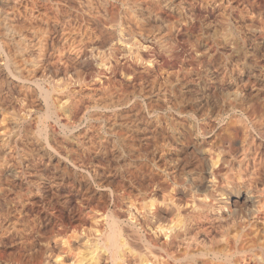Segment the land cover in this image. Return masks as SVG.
Returning a JSON list of instances; mask_svg holds the SVG:
<instances>
[{"label":"rangeland","instance_id":"rangeland-1","mask_svg":"<svg viewBox=\"0 0 264 264\" xmlns=\"http://www.w3.org/2000/svg\"><path fill=\"white\" fill-rule=\"evenodd\" d=\"M16 1H20L22 4L20 6L19 2V4L15 2L14 4H17L18 7L17 5H14L17 8H15L13 5L11 6L14 10L18 9V12H21H19L20 14H17V12L15 13V20L19 18L16 20L17 22H20L19 20L22 21L29 13H32V11L33 13L37 10H41V12L44 11L46 12L44 14L49 16H47L49 20L48 32L50 35H52L50 36L48 34L46 49L43 56V66L46 64L44 66V70L47 68L46 70L49 71L45 70L43 73L44 77L40 76L36 78V82H33L35 80L29 82V86L31 87H28L30 95L28 94L29 96L27 99L25 97L19 96L16 91H14V89H11L13 86L9 82L10 75H8L10 68L7 64H4L5 57V63H7L8 55L5 53L7 50L6 47L0 43V46L3 45L1 46V48H3L2 50L5 51L3 53L0 49V53L2 52V55L0 54V155L2 156L1 158L4 159L3 162L5 163L1 165L4 167L0 168V264H147L148 261V264H158L160 262H165V264H184L185 260H189L188 262L186 261L185 264H202V262L203 264H206L210 262V259L212 264H216V260L212 259L210 255L203 254V256L200 254L198 252V248V250L195 248V253H193L192 256L184 255L182 250H177L176 248H171L170 250H172V252L169 251L168 254L166 251H164V249L158 250L157 252L155 249L158 248V243V246L164 243L162 248H165V245L166 248L171 246V243L174 242L173 235L176 231L170 232V230H166L165 228L166 231L161 229L163 232H158V223L157 225L155 223L156 220L158 222L160 217V221L163 218L162 216L164 215H160L163 214V208H169L173 205V208L177 210L176 207L180 204V207L178 206L179 214H177L179 217L181 216L183 218L185 213V218L188 217L187 215L190 217L192 214V203L189 201L193 200V198L190 197L191 195L194 198H200L198 196L202 195L201 198L204 199V194L205 196H208L210 192H212L218 196H221V194L223 196L224 193H221L220 190H215L214 193L208 188L206 189L205 185L203 184L204 181L202 180L206 179L207 174L211 176L214 175V177H216L215 174L218 172L216 174L218 178L219 176L221 177L227 173L223 168V160H225L224 158L228 157L226 154L229 153L228 155H230L231 151L235 148H238L240 145L239 143L242 141L248 142L249 140V142L252 143H255L256 141L258 143L264 141V137L262 136L260 129L257 126L253 127L255 118H258L256 121H261V118L264 117H262V115H264V57H262L261 54H257L258 56L256 55V58L254 56L253 58L247 55L248 47L246 46L245 41L243 42L245 43L246 48L245 46L243 47L244 43H242V38L245 40V37L242 35L243 31L241 30L245 25L244 23H246L248 26H251L256 30L261 31V33H264V0H222L219 2L217 0L219 4L223 5L225 3V7H220L222 5H219L216 0H178L179 2L176 0L175 4L182 6L181 14L183 13V15L181 16L183 18L180 16L181 19L180 17H177L176 13V16H174V10L168 8L167 5L163 3L160 4V2H154L151 5L155 8L153 7L152 10V7H150L149 11L152 10V14L155 12L153 16L157 15V17L155 16L157 19L153 20L154 22L150 21L147 27L150 28L149 30L146 28V30L141 31L143 34L141 32H138L141 34L132 32L134 35L123 30L126 26L123 24L124 22L121 20V18H118V20L113 23L114 25L110 24L112 26H107L109 23H105L100 18L102 15H105L103 14L105 12H108L107 14H109L110 10H108V8L110 9L118 5V0H105L106 3L103 2L104 0H89L93 7V12L80 7V3L84 0L81 2L80 0H77V4H75L76 0ZM113 2H115V5L112 6ZM155 3H159L157 4L159 6H156ZM184 3H187L188 5L186 4V6ZM226 3H229L230 6H228ZM94 5L96 6L94 7ZM191 7L192 9H189ZM226 7L229 8V10ZM23 8H26V10ZM183 8L185 9L183 10ZM221 10L223 12H221ZM192 11L193 14L191 13ZM226 11L228 12L226 13ZM97 12H100V16ZM220 12L225 13L223 15ZM233 12L234 14H232ZM22 13L23 15H21ZM228 13H231L232 15ZM16 14L19 15V17ZM226 14L228 18L225 16ZM24 15L26 16L23 17ZM94 15H96L98 18H96ZM238 15L239 17H237ZM245 15H247V17ZM186 17L188 18L186 19ZM184 18L186 20H184ZM226 18L230 21V24H228L229 28H233L232 31L230 30V33H232V37L235 38L233 39V45L235 43L234 48L235 46H238L235 48L236 51L233 50L234 53L232 52L230 54H226V52L224 53V51L218 47L219 45L214 44V49L212 47L211 51H207L209 54L207 52L205 53L204 50L199 48V44H197V42L199 43L198 40L200 38H205V33L203 31L205 26L207 24H211L212 22L214 24V22L217 21H224L227 23L228 20ZM180 20L181 23H179ZM182 20H184V22ZM156 21H158V23L163 21L171 25L170 31L166 34L168 35L169 33V35H165L166 38H164V41L162 40L159 43L158 41H155L153 38H151L152 36L149 33L153 26L152 24H155L152 30L157 29ZM185 21H188L189 23ZM239 21H241V23ZM120 23H122V25L125 27L120 25ZM177 23L179 25H177ZM185 23H188L189 26L185 25ZM203 23H205V25H203ZM176 26L181 27L183 30L176 28ZM238 28L240 29V32ZM199 30L201 31L199 32ZM67 31H73L71 32L72 36L77 40L73 38L71 40H74L75 42H72L71 40L70 42H65L62 40L63 35H66V33L71 34ZM61 32L64 34L62 35ZM201 32L203 33V36ZM145 33L149 35L146 37ZM197 34H199V36ZM59 35L62 37H58ZM132 35L133 38H131ZM155 43H157L159 46L155 45ZM156 46H158V49H156ZM160 46L162 47L159 49ZM163 46L165 47V50ZM217 47L219 49H217ZM153 50L155 52H153ZM160 51L161 53H159ZM131 52H133L134 56L133 54H130ZM240 66L243 68H239ZM237 69L242 70L238 72ZM205 71L207 76L204 73ZM208 77L210 82H208ZM148 80V86H150V84L151 86H157L158 84L166 85L168 82L169 84L173 85H177V83H179L181 86L178 88L182 90L179 91V89H177L176 92L178 91L179 93H175L174 98L177 96L175 98L176 102L178 101L179 103V101H182V105L180 103L178 105V103L174 102V104L171 105L172 107L170 106L171 108L168 107L169 110L159 109L162 111L158 112V114H156V112L159 110L158 108H155V110L149 112L147 115L148 117H146V112H148L149 109H147V107H149V104L150 106L157 105V102L154 101L155 98L152 99L149 97V99L146 94L144 96V93L141 90V93L139 94V88L143 87V90L146 88L148 89L146 83ZM184 83L185 85H183ZM189 85H192L191 87L194 91L191 89V87H189ZM32 86L34 90L31 89ZM46 89L49 91L48 93H50V95L47 93ZM200 90L203 92L200 93ZM106 91L109 93V95ZM130 91L132 94L133 92H136L135 95L138 98L137 100L140 99L139 103L141 102V104H143L141 105L143 106L142 108H145L143 111H138V109L136 110V107H134L132 102H128L129 104L126 102L125 98L127 96L125 97V95L127 93H129L127 94L128 96L131 95ZM30 97L31 99L36 97V99H32V101H30ZM118 97H120L119 100L117 99ZM101 98H106L105 101L109 98L113 99H109L110 104L106 101L105 106L103 105L104 107H97L95 102L100 103L102 100ZM178 98L181 99L179 100ZM121 100H123V102ZM223 100L226 102V106L224 105ZM230 100L237 102L235 104ZM114 101L116 103H114ZM143 101L145 103H143ZM240 101L241 103H239ZM246 101L248 103H246ZM47 102L50 103V107L48 106V108L46 107ZM124 102H126L127 105ZM249 102H254V105ZM32 103H34V105ZM232 103H234L235 106ZM144 104L148 105L145 106ZM227 104H232L234 106V108L231 106V109L234 112L232 110L226 111L225 108L228 106ZM31 105H33V107ZM106 105L110 108L112 107L111 109H118V113L115 116H111V110L106 108ZM255 105L261 107H256ZM90 106H93V108L91 107L90 109ZM121 106H124L125 109ZM119 107L121 108L119 109ZM221 107H223L224 110ZM248 107H251V112L247 109ZM257 108L261 109L256 111ZM48 109L50 110L48 111ZM216 109H219L218 112ZM174 110L177 115H175L176 113ZM220 110H222L223 114L220 112ZM252 110L256 113L259 111V113L256 114ZM92 111H94V113ZM95 111H97V113ZM50 112L54 115L50 114ZM48 113L50 114L49 117L47 116ZM150 113H155V116L153 114L151 115ZM138 114H142L141 116L143 117L139 116ZM220 114H222V116ZM231 115H233V117ZM244 115L246 117H244ZM45 116H47V120H44ZM121 116L123 117L122 119H120ZM135 116L136 119H134ZM237 116L239 119H242L239 120ZM106 117L108 118V121L106 120ZM52 118H55L54 120L56 121H53ZM88 118L89 120H87ZM115 118L119 120L117 121ZM155 118L160 122L154 120ZM234 118L238 119V123H236L237 121ZM248 118L253 122H249ZM113 119L117 123L114 122ZM231 119L233 120V123H230L232 121ZM124 120L128 121L125 122ZM146 120L150 124L147 123ZM242 120H245V123L249 122L246 123L247 126L244 122H240ZM234 121L236 122L234 123ZM262 121L264 122V120ZM81 122L83 123L80 124ZM90 122L92 123L90 124ZM226 122L229 124L228 127L227 124H225ZM235 124L242 125V127H248L247 129L250 130H247L246 133V128H242L245 130L243 131L245 136H243V134H240L242 133V129L241 132H239L240 129L236 132V129L238 128L233 126ZM44 125H47V128H45ZM64 125L67 126L66 129H64V127H66ZM71 126H75L74 129H70L72 128ZM230 126H232L231 129ZM120 128H122V130H120ZM126 128L127 130H125ZM228 128L234 134L232 132L230 134L229 132L227 133L226 129ZM257 128L259 130H257ZM117 130L119 131L117 132ZM123 130H125L127 133H125ZM251 130L252 133H250ZM258 131L260 133H257ZM222 132L226 134L224 135ZM250 134L254 136L252 137ZM219 135L223 140L219 138ZM250 136L254 138V140ZM122 137H124V139ZM227 137V140L231 141H227L228 143L226 144ZM233 139L236 141H233ZM251 139L253 141H251ZM221 143L223 145L225 143L226 148L223 147ZM221 146L222 150L220 149ZM42 147L46 148L43 149ZM229 147H231V149ZM223 150L225 151L221 152L220 154V151ZM120 153L122 154L119 155ZM248 163H250L248 164L249 167L246 165V167L249 169L248 171H246L247 169L245 168V165L244 167L242 165L240 169L243 167V170L241 169L240 171H237L239 170L238 168L233 170L234 172L232 171L233 173L236 171V173H241L233 175L232 172H229V175L232 174L230 179L237 181L238 177H240L239 180L241 181L243 178L244 180L248 178V182H251L252 179L263 177V162H261V170H258L259 174L257 170L255 171V166L252 159H249ZM207 168L208 170H206ZM75 170L77 171L75 172ZM242 171L244 173H242ZM254 171L255 173L257 172V175L254 173ZM250 172H253V174H251L254 176V178L253 176H250ZM179 174H182L183 176ZM194 174L196 178L193 177ZM239 174H241V176ZM181 177L185 179V181L182 180ZM192 178L193 180H191ZM187 179L190 181H187ZM195 181L198 182L197 186ZM189 186L193 188V191L191 188H188ZM184 188L191 189L192 194L189 190V196L188 194L185 196L181 192V190ZM217 191L220 192L218 193ZM206 192H209V194L206 195ZM212 193L210 194L211 196L213 195ZM197 194L199 195L196 196ZM134 208L136 210L137 208L141 209L136 211ZM128 211H132L134 213L133 216H131L132 212L129 213ZM138 212L145 213V217L144 215L141 216V213L140 215L137 214ZM182 212L183 214L180 215ZM152 213L155 214L153 215ZM134 215L135 217L137 216L135 219L136 221L140 218L143 220L140 219L141 221L138 220L139 222L137 221L135 223ZM177 215L170 217V225H166L169 220L165 223V225L174 226L175 224L173 223L179 224L176 230L177 232L182 233L180 228L182 223H177V219H175V217L178 218ZM112 216H114L116 220ZM129 216H131V219H129ZM132 218L133 222L130 221ZM172 220L175 222L172 223ZM112 221L115 224L112 223ZM126 222L127 224L132 225V230L129 225L124 226V224L126 225ZM145 222L147 226H145ZM113 224L115 225L114 229ZM142 225H144V227ZM111 226L112 228H110ZM117 226L121 227L118 229ZM128 226L130 227L128 229L129 231L125 230ZM139 226H142V228ZM115 228L121 230V233ZM113 230L114 232L118 231L120 233L117 235L118 237L121 236L119 237L120 239L116 236L114 242L108 238ZM123 230L128 233L124 232ZM133 230L136 232H133ZM138 231L140 235L138 234ZM130 232L134 234L130 236ZM106 234L108 235L107 237ZM127 234H129L128 237H125ZM135 234L136 236H133ZM137 236H140L142 239L144 238V241L141 242L142 239H139ZM129 237H132L133 239L135 237V241L133 239H131V241ZM137 238L140 241H138ZM126 240H130L129 242H131L130 245L128 244V247H126V243L124 244V242H127ZM116 241L117 244H119L121 241L120 243L124 244V248H122L121 244L117 245V248L115 244ZM145 241H148L146 243L149 245L151 242V246L153 247L150 248V250H148L149 248L146 249L147 251L145 250ZM140 242L143 243L144 246L139 244ZM154 245L156 247H154ZM142 246L143 248H141ZM159 247L161 248V245ZM132 248L134 249L132 250ZM113 249H116V251ZM122 249L125 250L123 251ZM126 250L128 252H126ZM138 251H149L152 254L156 253L155 255H152L157 256L154 259L153 257L151 258L150 253H148V257L150 256L149 258L158 263L154 262L153 260L150 261L144 252L139 254ZM129 252L131 253L129 254ZM178 253L180 254L178 255ZM165 255H167V257ZM201 255L205 258L201 257ZM244 255L245 257H243V254H234L235 257H224L225 259L221 257V262L224 263H219L233 264L234 262H237L236 264H238L239 262V264H246V262H248L249 264H257L254 259L251 258L252 256L248 255L249 258H246L248 257L247 254ZM144 256H146L148 260H145ZM158 257L161 259L157 260ZM171 257H175V259ZM232 257L241 260L233 259ZM241 257L245 258L246 261ZM166 258L168 259L166 260ZM143 260L145 261L143 262ZM173 261H175V263ZM178 261L180 263H178ZM225 261L228 262L226 263ZM230 261H232V263Z\"/></svg>","mask_w":264,"mask_h":264},{"label":"bare ground","instance_id":"bare-ground-1","mask_svg":"<svg viewBox=\"0 0 264 264\" xmlns=\"http://www.w3.org/2000/svg\"><path fill=\"white\" fill-rule=\"evenodd\" d=\"M75 1V0H74ZM82 0H80V2H81ZM99 1H101V0H99ZM98 1V2H99ZM103 1V0H102ZM112 1V0H111ZM178 1V0H177ZM182 1V0H181ZM219 1H222V0H218V2ZM224 1V0H223ZM226 1V0H225ZM20 3V1H16V0H0V43H2L5 47H6V50H7V52H5V51H3L2 49L3 48H1V46H3V45H1L0 46V49H1V51L4 53H7V63H5V61H6V57H5V61H4V64H7L8 66H9V68H10V73L8 72V75H10V77H9V82H10V84L13 86V88H11V89H14V91H16V93L19 95V96H22V97H25L26 99H27V97L30 95V93H29V88L28 87H31V86H29V82H31V81H33V80H35V81H33V82H36V78H38V77H40V76H42V77H44L43 76V73H44V71L47 69L46 67V69L44 70V66L46 65H44L43 66V56H44V53H45V49H46V44H47V38H48V34H49V30H48V18H47V16L44 14V13H46V12H44V11H42L41 12V10H37L36 12H34L33 13V11H32V9H31V11H32V13H29L28 15L26 14V13H24V14H26L27 15V17L26 18H20V19H23L22 21L21 20H19L20 22H17L16 20H18V19H16L15 20V13L17 12V14L20 12H18V9H15V10H17V11H15L11 6L13 5H15L14 3ZM77 2V0L75 1V4H77L76 3ZM92 2V1H91ZM97 2V3H98ZM104 3H106L105 2V0L103 1ZM102 2V3H103ZM118 5H116V6H114V7H112V8H108L107 6V8H108V10H110V12H109V14H107L106 12L105 13H103V14H107L106 16L105 15H102V16H105V17H100L105 23H109L107 26H112V25H110V24H113V23H115L117 20H118V18L120 19L121 18V20H123V24H125V26L124 25H122V23H120V25H122L123 27H125L123 30H125L127 33H132V32H134V33H138V32H141V31H143V30H146V28L148 27V25H149V23H150V21H153V20H156L157 18V15H155V16H153V14L155 13H151L152 12V10H153V7H152V5L151 4H153L154 2H160V4L161 3H163V4H165V5H167V7L168 8H171V10H174L173 12H174V16H176L177 15V17H180L181 15H183V13L181 14V12H182V6L181 5H178V4H175V2H176V0L174 1V0H118ZM179 2V1H178ZM214 2V1H213ZM216 2H217V0H216ZM217 2V3H218ZM18 3V4H19ZM109 3L111 4V2L109 1ZM115 2H113V4H112V6L113 5H115L114 4ZM95 4V3H94ZM108 4V3H107ZM156 4V3H155ZM157 4H159V3H157ZM156 4V6H159V5H157ZM181 4V3H180ZM185 4V3H184ZM187 4V3H186ZM185 4V5H186ZM216 4V3H215ZM219 4V3H218ZM217 4V5H218ZM225 4V3H224ZM224 4L222 5V4H219V5H222V6H220V7H223L224 6ZM226 4H228V6H230L229 5V3H226ZM17 5V4H16ZM15 5V6H16ZM22 4L20 3V6H21ZM24 5V4H23ZM80 7H82V9L84 8V9H88V11L89 10H93V7H92V5L90 4V1L89 0H84L83 2H81L80 3ZM100 5V4H99ZM104 5V4H103ZM165 5H163V6H165ZM188 5V4H187ZM186 5V6H187ZM14 6V7H15ZM19 6V7H20ZM25 6V5H24ZM96 5H94V7H95ZM101 6H102V4H101ZM100 6V7H101ZM108 6H109V4H108ZM190 6V5H189ZM17 7H18V5H17ZM17 7H15V8H17ZM79 7V6H78ZM111 7V6H110ZM150 7H152V10L151 11H149L150 10ZM166 7V6H165ZM183 7H184V5H183ZM225 7V6H224ZM155 8V7H154ZM163 8V7H162ZM186 8V7H185ZM185 8H183V10L185 9ZM227 8V7H226ZM226 8H223V9H226ZM231 8V7H230ZM24 9V8H23ZM29 9V8H28ZM96 9V8H95ZM104 9V8H103ZM102 9V10H103ZM106 9V8H105ZM157 9V8H156ZM155 9V10H156ZM189 9H192V7L191 8H189ZM221 9V8H220ZM222 9V10H223ZM228 10H229V8H227ZM232 9V8H231ZM21 10V9H20ZM24 10H26V8L24 9ZM154 10V11H155ZM221 10V12H223V11H225V10H223L222 11ZM233 10V9H232ZM15 11V12H14ZM31 11H29V12H31ZM83 11V10H82ZM85 11V10H84ZM94 11V10H93ZM92 11V12H93ZM157 11V10H156ZM220 11V10H219ZM26 12V11H25ZM28 12V11H27ZM96 12V11H95ZM184 12V11H183ZM220 12V13H221ZM228 11H226V13H227ZM21 13V12H20ZM19 13V14H20ZM23 13L21 14V15H23ZM97 13H99L98 15L100 16V12H97ZM156 13H158V12H156ZM175 13H176V15H175ZM192 14H193V11L191 12ZM191 13H190V15H191ZM225 13V12H224ZM224 13H221V14H223L224 15ZM16 14V15H17ZM159 14V13H158ZM187 14V13H186ZM189 14V13H188ZM228 14H231V13H228ZM232 14H234V12L232 13ZM231 14V15H232ZM242 14V13H241ZM26 15H24L23 17H25ZM185 15V14H184ZM195 15V14H194ZM18 17H19V15H17ZM93 16V15H92ZM94 16H96V15H94ZM225 16H227V14L225 15ZM234 16V15H233ZM244 16V15H243ZM246 17H247V15H245ZM21 17V16H20ZM49 17V16H48ZM90 17V16H89ZM159 17V16H158ZM182 17V16H181ZM181 17H180V19H181ZM185 17V16H184ZM189 17V16H188ZM188 17H186V19L188 18ZM195 17V16H194ZM193 17V19L195 20V18ZM236 17V16H235ZM237 17H239V15L237 16ZM236 17V18H237ZM245 17V18H246ZM94 18V17H93ZM96 18H98L97 16H96ZM183 18V17H182ZM192 18V17H191ZM227 18H228V16H227ZM226 18V19H227ZM235 18V19H236ZM243 18V17H242ZM159 19V18H158ZM161 19H162V16H161ZM175 19V18H174ZM173 19V20H174ZM185 18H184V20H186ZM201 19H203V18H201ZM247 19V18H246ZM165 20V19H164ZM168 20V19H167ZM179 20V19H178ZM184 20H182L183 22H184ZM191 20V19H190ZM189 20V21H190ZM224 20H225V18H224ZM228 20V19H227ZM120 21V20H119ZM171 21V20H170ZM99 22V21H98ZM154 22V21H153ZM157 23H158V21H156ZM167 22V21H166ZM182 22V23H183ZM185 22H188V21H185ZM193 22V21H192ZM204 22V21H203ZM218 22V21H217ZM214 22V24H213V22L211 23V24H207L206 26H205V28H204V33H205V38H200L198 41H199V43L197 42V44H199V48L200 49H202V50H204L205 51V53L207 52V51H211V48L213 47V45L214 44H217V45H219L218 47H220V49L222 50V51H224V53L226 52V54L228 53V54H230V53H232L233 52V50L234 51H236L235 50V48H237L236 46H235V48H234V45H235V43H234V45H233V39H235V38H233L232 37V33H230V30L232 31V29L231 28H229V25L228 24H230V21L228 20V22L226 23V22H224V21H221V22ZM240 23H241V21H239ZM244 22H245V20H244ZM243 22V23H244ZM102 23V22H101ZM104 23V24H105ZM156 23V28L157 29H155V30H152V28L154 27V25L155 24H152L153 26H152V28H151V31L149 32L148 30L150 29V28H147L148 30V32L150 33V35L152 36L151 38H153L155 41H158V43L159 42H161L162 40L164 41V38H166L165 37V35L167 34V32H169L170 31V29H171V25H169V24H167V23H165V22H161V23H158L157 24ZM169 23V22H168ZM172 23V22H171ZM179 23H181V20H180V22ZM189 23V22H188ZM188 23L186 24L185 23V25H188ZM240 23H238V24H240ZM243 23H242V25H243ZM184 24V23H183ZM199 24H200V22H199ZM245 25H244V27H243V29H241L242 31H243V34L242 35H244V37H245V40H243V38H242V43H244L243 41H245V43H246V46L248 47V50H247V52H248V56L249 57H255L256 58V55L257 54H261L262 55V57H264V33H261V31H259V30H256L255 28H252L251 26H248L246 23H244ZM114 25V24H113ZM119 25V24H118ZM177 25H179L178 23H177ZM193 25V24H192ZM196 25V24H195ZM198 25V24H197ZM203 25H205V23H203ZM236 25V24H235ZM241 25V24H240ZM122 26H118V27H122ZM172 26H173V24H172ZM184 26V25H183ZM189 26V25H188ZM199 26H201V25H199ZM237 26V25H236ZM239 26V25H238ZM174 28V27H173ZM176 28H180V29H182L181 27H177L176 26ZM175 28V29H176ZM187 28V27H186ZM198 28V27H197ZM201 28V27H200ZM203 28V27H202ZM240 28H242V27H240ZM180 29H179V31H180ZM66 30V29H65ZM176 30H178V29H176ZM183 30V29H182ZM238 30H239V32H240V29L238 28ZM119 31V30H118ZM124 31V32H125ZM201 30H199V32H200ZM259 31V32H258ZM67 32H69V31H67ZM71 32H73V31H71ZM71 32H69V33H71ZM146 32V31H145ZM177 32V31H176ZM181 32V31H180ZM51 33V32H50ZM66 33V32H65ZM142 33V32H141ZM141 33H138V34H141ZM202 33V32H201ZM61 34L63 35L64 33H62L61 32ZM119 34V33H118ZM133 34V33H132ZM143 34V33H142ZM146 34V37L149 35H147V33H145ZM187 34V33H186ZM196 34V33H195ZM50 35V34H49ZM52 35V34H51ZM50 35V36H51ZM74 35V34H73ZM125 35H127V34H125ZM134 35V34H133ZM133 35L131 36V38H133ZM168 35H169V33H168ZM168 35H166V36H168ZM198 36H199V34H197ZM201 35V34H200ZM241 35V36H242ZM122 36V35H121ZM145 36V35H144ZM195 36V35H194ZM202 36H203V33H202ZM58 37H62V36H58ZM130 37V36H129ZM128 37V38H129ZM140 37H141V35H140ZM145 37V38H146ZM240 37V36H239ZM73 38V36H72V33L71 34H68V33H66V35H63V37H62V40L63 41H65V42H70V40ZM119 38V37H118ZM130 38V39H131ZM134 38H136V37H134ZM194 38V37H193ZM50 39V38H49ZM73 39H75V38H73ZM150 39V38H149ZM57 40H59V39H57ZM75 40H77V39H75ZM152 40V39H151ZM153 40V41H154ZM165 40H167V39H165ZM50 41V40H49ZM72 42L74 41V40H71ZM79 41V40H78ZM238 41V40H237ZM240 41V40H239ZM75 42V41H74ZM166 42V41H165ZM241 42V41H240ZM82 43V42H81ZM164 43V42H163ZM167 43V42H166ZM171 43V42H170ZM245 43L243 44V47L245 46ZM51 44V43H50ZM69 44H71V43H69ZM74 44V43H73ZM165 44V43H164ZM76 45V44H75ZM155 45H158L157 43H155ZM162 45V44H161ZM216 45V46H217ZM237 45V44H236ZM242 45V44H241ZM159 46V45H158ZM158 46H156V49H158L157 47ZM166 46H167V44H166ZM246 46H245V48H246ZM162 46H160L159 47V49L161 48ZM164 47V46H163ZM171 47V46H170ZM173 47V46H172ZM217 47V49H219ZM148 48V47H147ZM153 48H155V47H153ZM49 49V48H48ZM118 49V48H117ZM129 49V48H128ZM134 49V48H133ZM156 49H155V51H156ZM213 49H214V47H213ZM136 50H137V48H136ZM164 50H165V47H164ZM168 50H170V49H168ZM216 50V49H215ZM129 51H130V49H129ZM133 51H135V50H133ZM151 51H152V48H151ZM154 50H153V52H155ZM218 51V50H217ZM216 51V52H217ZM1 52V53H2ZM124 52H125V50H124ZM128 52V51H127ZM163 52V51H162ZM167 52V51H166ZM187 52V51H186ZM215 52V51H214ZM0 53V54H1ZM159 53H161V51L159 52ZM174 53V52H173ZM208 53V52H207ZM212 53V52H211ZM210 53V54H211ZM234 53V52H233ZM130 54H133V52H131ZM170 54V53H169ZM168 54V55H169ZM209 54V53H208ZM245 54H246V52H245ZM2 55V54H1ZM6 55V54H5ZM122 55V54H121ZM126 55V54H125ZM165 55V54H164ZM173 55V54H172ZM46 56V55H45ZM130 56V55H129ZM133 56H134V54H133ZM135 56H136V54H135ZM174 56V55H173ZM258 56V55H257ZM260 56V55H259ZM4 57V56H3ZM131 57V56H130ZM138 57V56H137ZM178 57V56H177ZM180 57V56H179ZM189 57V56H188ZM193 57V56H192ZM247 57V56H246ZM253 57V58H254ZM190 58V57H189ZM3 59V58H2ZM2 59H1V61H2ZM98 59V58H97ZM131 59V58H130ZM132 59H133V57H132ZM135 59V58H134ZM195 59V58H194ZM250 59V58H249ZM249 59H248V61H249ZM252 59V58H251ZM264 59V58H263ZM102 60H103V58H102ZM100 61V60H99ZM245 61H247V60H245ZM244 61V62H245ZM247 61V62H248ZM3 62V61H2ZM138 62V61H137ZM174 64V63H173ZM243 64V63H242ZM241 64V65H242ZM244 64H246V63H244ZM190 66V65H189ZM5 67H6V65H5ZM242 66H240L239 68H241ZM8 68V67H7ZM6 68V69H7ZM182 68V67H181ZM238 68V67H237ZM243 68V67H242ZM247 68V67H246ZM249 68V67H248ZM115 69V68H114ZM9 70V69H8ZM240 70H242V69H237V71L239 72ZM46 71H49V70H46ZM206 71H208V70H206ZM206 71L204 72L205 73V75H206ZM247 71V70H246ZM56 72V71H55ZM210 73V72H209ZM45 74H47V73H45ZM54 75H56V74H54ZM204 75V76H205ZM207 76V75H206ZM209 76V75H208ZM41 77V78H42ZM206 78V77H205ZM154 79V78H153ZM207 79H209V77L207 78ZM40 80V79H39ZM151 80V79H150ZM177 80V79H176ZM175 80V81H176ZM53 81V80H52ZM152 81V80H151ZM154 81V80H153ZM160 81V80H159ZM170 81V80H169ZM172 81V80H171ZM179 81V80H178ZM177 81V82H178ZM207 81V80H206ZM206 81H205V83H206ZM32 82V83H33ZM147 82H149V80L148 81H146V83ZM166 82V81H165ZM173 82H174V80H173ZM176 82V83H177ZM189 82V81H188ZM204 82V81H203ZM208 82H210V79H209V81ZM207 82V83H208ZM156 83V82H155ZM172 83V82H171ZM175 83V82H174ZM8 84V83H7ZM148 84L149 83H147V87H148V89L146 88V89H142V88H139V91L141 90L143 93H144V96H145V94L148 96V98L149 97H151L152 99L153 98H155L154 99V101L155 102H157V105H152V106H150V104H149V107H147V109H148V112H146L147 114H146V117H148L147 115H148V113L149 112H152V111H154L155 110V108L157 109L158 108V110L159 109H167V110H169L168 109V107L169 108H171L172 106L171 105H173L174 104V102H176V100H175V98L177 97H175L174 98V94L176 93L177 94V92H176V90L177 89H179L178 87L179 86H181V85H179V83H177V85L175 84V85H173V84H169V82H168V84H166V85H161V84H158L157 86H151V84H150V86H148ZM162 84H163V82H162ZM165 84V83H164ZM182 84V83H181ZM204 84V83H203ZM32 85V84H31ZM34 85V84H33ZM142 85V84H141ZM141 85H140V87H141ZM156 85V84H155ZM183 85H185V83L183 84ZM143 86H144V84H143ZM145 86H146V84H145ZM192 86V85H191ZM190 85H189V87H191ZM199 86V85H198ZM216 86V85H215ZM41 87V86H40ZM150 87V88H149ZM183 87V86H182ZM188 87V88H189ZM199 87H201V86H199ZM203 87V86H202ZM134 88V87H133ZM216 88V87H215ZM31 89H33V86H32V88ZM30 89V90H31ZM37 89H38V87H37ZM40 89H42V88H40ZM138 89V88H137ZM137 89H136V91H137ZM191 89H192V87H191ZM204 89H205V87H204ZM34 90V89H33ZM32 90V91H33ZM43 90V89H42ZM135 90V89H134ZM182 90V89H181ZM180 89H179V91H181ZM187 90V89H186ZM189 90V89H188ZM193 90V89H192ZM195 90H197V89H195ZM214 90V89H213ZM217 90V89H216ZM45 91V90H44ZM46 91H47V89H46ZM132 91H133V89H132ZM141 91L139 92V94L141 93ZM191 91V90H190ZM194 91V90H193ZM42 92V91H41ZM49 91H47V93H48ZM107 92V91H106ZM121 92V91H120ZM189 92V91H188ZM192 92V91H191ZM196 92V91H195ZM203 92V91H202ZM201 92V90H200V93H202ZM220 92V91H219ZM108 93V92H107ZM106 93V94H107ZM125 93V92H124ZM142 93V94H143ZM179 93V92H178ZM182 93V92H181ZM198 93V92H197ZM29 94V95H28ZM34 94V93H33ZM41 94H43V93H41ZM46 94V93H45ZM44 94V95H45ZM49 95H50V93H48ZM120 94V93H119ZM126 94V93H125ZM127 94H129V93H127ZM125 95V99H126V102L128 103H130V102H132L133 104H134V107H136V110L138 109V111H143V109H145V108H142L143 106H141V105H143V104H141V102L139 103V101H140V99L139 100H137L138 98H137V96L135 95L136 94V92H133V94L131 93V91H130V94L131 95ZM35 95V94H34ZM40 95V94H39ZM108 95H109V93H108ZM108 95H106V96H108ZM111 95V94H110ZM204 95V94H203ZM106 96H103V97H106ZM117 96H119V95H117ZM116 96V97H117ZM121 96V95H120ZM141 96V95H140ZM200 96V95H199ZM46 97V96H45ZM47 97H49V96H47ZM100 97V96H99ZM109 97H111V96H109ZM122 97H123V95H122ZM121 97V98H122ZM182 97V96H181ZM184 97V96H183ZM187 97V96H186ZM191 97V96H190ZM147 98V97H146ZM32 99H36V97H34V98H32ZM32 99H31V97H30V101H32ZM46 99V98H45ZM102 99V98H101ZM106 99V98H105ZM105 99H102L101 101H100V103H96L95 102V104H97V107H100V106H102V107H104L105 106V102L107 101V102H109L111 99H113V98H107L108 100H106L105 101ZM118 100L120 99V97H118L117 98ZM142 99V98H141ZM150 99V98H149ZM152 99H151V101H152ZM179 100L181 99V98H178ZM94 100H96V99H94ZM118 100H117V102H118ZM124 100V99H123ZM123 100H121L122 102H123ZM145 100V99H144ZM196 100V99H195ZM252 100V99H251ZM251 100H249V101H251ZM35 101V100H34ZM33 101V102H34ZM37 101V100H36ZM121 101H119V102H121ZM146 101V100H145ZM149 101V100H148ZM224 101V100H223ZM231 101V100H230ZM255 101V100H254ZM28 102V101H27ZM46 102V101H45ZM44 102V103H45ZM93 102V101H92ZM126 102H124L125 104H126ZM147 102V101H146ZM154 102V103H155ZM182 102V101H181ZM180 101H179V103L182 105V103H181ZM189 102V101H188ZM226 102H227V99H226ZM226 102L224 101V105L226 104ZM229 102V101H228ZM231 102H234V101H231ZM237 102V101H236ZM236 102H234L235 104H236ZM258 102H259V100H258ZM31 103V102H30ZM94 103V102H93ZM112 103H113V101H112ZM114 103H116L115 101H114ZM128 103V104H129ZM143 103H145L144 101H143ZM176 103H178V101L176 102ZM175 103V104H176ZM179 103H178V105H179ZM234 103H232L233 105H234ZM239 103H241V101L239 102ZM246 103H248L247 101H246ZM249 103H251V104H253L254 105V102L252 103V102H249ZM28 104V103H27ZM33 105H34V103H32ZM107 104V103H106ZM109 104H110V102H109ZM108 104V105H109ZM122 104V103H121ZM148 104H146V105H148ZM186 104V103H185ZM198 104V103H197ZM232 104H227L228 106L225 108L224 106V108L226 109V111H230V110H232L231 109V106H233ZM242 104H244V103H242ZM241 104V105H242ZM250 104V105H251ZM255 104H256V102H255ZM258 104V103H257ZM33 105H31L32 107H33ZM38 105V104H37ZM50 105V103H46V107L48 108V106ZM91 105V104H90ZM104 105V106H103ZM124 105V104H123ZM127 105V104H126ZM145 105V104H144ZM145 105V106H146ZM245 105V104H244ZM258 105H260V104H258ZM258 105H255L256 107L258 106ZM125 106V105H124ZM124 106H121V107H124ZM132 106V105H131ZM144 106V107H145ZM171 106V107H170ZM175 106V105H174ZM176 106H177V104H176ZM175 106V107H176ZM201 106V105H200ZM226 106V105H225ZM235 106V105H234ZM234 106H233V108H234ZM237 106V105H236ZM239 106V105H238ZM247 106V105H246ZM248 106H249V104H248ZM30 107V106H29ZM50 107V106H49ZM91 107L93 108V106H90V109H91ZM116 107H117V104H116ZM121 107H119V109L121 108ZM127 107V106H126ZM223 107H221L222 109H223ZM256 107H254V108H256ZM258 107H261V106H258ZM95 108H96V106H95ZM106 108H109L110 110H111V116H115L117 113H118V109H116V108H114V109H111L110 107H108L107 105H106ZM174 108V107H173ZM253 108V107H252ZM124 109H125V107H124ZM129 109V108H128ZM131 109V108H130ZM146 109V110H147ZM176 109V108H175ZM188 109V108H187ZM241 109V108H240ZM250 112H251V107H248L247 108ZM259 109H261V108H259ZM258 108L256 109V111L257 110H259ZM50 109H48V111H49ZM54 110V109H53ZM86 110V109H85ZM102 110H103V108H102ZM101 110V111H102ZM106 110V109H105ZM104 110V111H105ZM118 110V111H117ZM186 110V109H185ZM192 110V109H191ZM194 110V109H193ZM217 110V112H218V110L219 109H216ZM215 110V111H216ZM224 110V109H223ZM241 110H243V109H241ZM241 110H239V111H241ZM246 110V109H245ZM244 110V111H245ZM254 110V109H253ZM252 110V111H253ZM47 111V112H48ZM89 111V110H88ZM107 111V110H106ZM120 111H122V110H120ZM162 111V110H161ZM160 110L159 111H155L156 112V114H158V112H161ZM170 111H172V110H170ZM170 111H169V113H170ZM176 111H177V109H176ZM189 111V110H188ZM188 111H187V113H188ZM233 111V110H232ZM93 113H94V111H92ZM96 113H97V111H95ZM168 112V111H167ZM174 112H175V110H174ZM178 112V111H177ZM220 112L222 113V110H220ZM219 112V113H220ZM234 112V111H233ZM232 112V113H233ZM254 113H256L255 111H253ZM176 113V112H175ZM216 113V112H215ZM218 113V114H219ZM225 113V112H224ZM228 113V112H227ZM226 113V114H227ZM257 113H259V111L257 112ZM256 113V114H257ZM50 114H52L51 112H50ZM49 113H48V117H49V115H50ZM119 114H121V113H119ZM145 114V113H144ZM151 115L153 114L154 116H155V113H150ZM163 114V113H162ZM189 114H190V112H189ZM188 114V115H189ZM193 114V113H192ZM191 114V115H192ZM223 114V113H222ZM222 114H220L221 116H222ZM225 114V115H226ZM231 114V113H230ZM237 114V113H236ZM241 114V113H240ZM247 114V113H246ZM52 115H54V114H52ZM88 115V114H87ZM110 115V114H109ZM108 115V116H109ZM122 115V114H121ZM139 115V114H138ZM142 115V114H141ZM141 115H139V116H141ZM175 115H177V113L175 114ZM181 115V114H180ZM179 115V116H180ZM234 115V114H233ZM233 115H231L232 117H233ZM238 115V114H237ZM249 115V114H248ZM47 116H45L44 117V120L46 119L47 120ZM99 116V115H98ZM107 116V117H108ZM128 116V115H127ZM145 116V115H144ZM162 116V115H161ZM228 116V115H227ZM235 116V115H234ZM239 116V115H238ZM237 116V117H238ZM243 116V115H242ZM254 116V115H253ZM260 116V115H259ZM258 116V117H259ZM264 115H262V117H263ZM54 117V116H53ZM85 117V116H84ZM88 117V116H87ZM97 117V116H96ZM106 117V120L108 121V118ZM126 117V116H125ZM141 117H143V116H141ZM158 117V116H157ZM156 117V118H157ZM241 117V116H240ZM244 117H246L245 115H244ZM58 118V117H57ZM91 118V117H90ZM123 117L121 116V118L120 119H122ZM131 118V117H130ZM154 119V120H156V121H158L157 119ZM160 118V117H159ZM216 118V117H215ZM218 118H220V117H218ZM227 118V117H226ZM229 118V117H228ZM249 118H251V117H249ZM248 118V119H249ZM264 118V117H263ZM263 118H261L262 120H264ZM55 119V118H54ZM53 118H52V120L53 121H56V120H54ZM84 119V118H83ZM98 119V118H97ZM134 119H136V116L134 117ZM142 119V118H141ZM146 119V118H145ZM144 119V120H145ZM222 119V118H221ZM236 121H234V123L236 122V123H238V119H239V117H238V119L237 118H234ZM242 119V118H241ZM241 119H239V120H241ZM245 119V118H244ZM254 119V118H253ZM258 119V118H257ZM256 118L254 119V126L253 127H255V126H257L259 129H260V132H261V134H262V136L264 137V122L261 120V121H256L257 120ZM39 120V119H38ZM87 120H89V118L87 119ZM111 120V119H110ZM115 120H117L116 118H115ZM119 120V119H118ZM117 120V121H118ZM161 120V119H160ZM223 120V119H222ZM232 120V119H231ZM247 120V119H246ZM251 119H249L248 121L249 122H253L252 120L250 121ZM83 121V120H82ZM85 121H86V118H85ZM92 121V120H91ZM113 121H114V119H113ZM121 121V120H120ZM125 121V120H124ZM128 121V120H127ZM127 121H125V122H127ZM131 121V120H130ZM135 121V120H134ZM148 121L150 122V120L148 119ZM155 121V122H156ZM191 121V120H190ZM218 121V120H217ZM229 121V120H228ZM245 120H242V121H240V122H244ZM43 122V121H42ZM87 122H89V121H87ZM93 122V121H92ZM92 122H90V124L92 123ZM100 122H102V121H100ZM99 122V123H100ZM114 122H116V121H114ZM146 122H147V120H146ZM149 122H147V123H149ZM154 122V121H153ZM158 122H160V121H158ZM197 122V121H196ZM221 122V121H220ZM249 122H246V123H249ZM58 123V122H57ZM57 123H56V125H57ZM83 122H81L80 124H82ZM97 123V122H96ZM108 123V122H107ZM117 123V122H116ZM116 123H114V124H116ZM121 123H122V121H121ZM124 123V122H123ZM132 123V122H131ZM146 123V124H147ZM152 123V122H151ZM230 123H233V120L230 122ZM242 123H240V124H242ZM245 123V122H244ZM246 123H245V125H246ZM42 124V123H41ZM47 124V123H46ZM78 124V123H77ZM94 124V123H93ZM126 124V123H125ZM150 124V123H149ZM153 124V123H152ZM156 124H158V123H156ZM155 124V125H156ZM161 124V123H160ZM159 124V125H160ZM218 124V123H217ZM220 124V123H219ZM225 124H227V127H228V122H226ZM252 124V125H253ZM59 125V124H58ZM61 125V124H60ZM79 125V124H78ZM101 125H102V123H101ZM118 125H119V123H118ZM120 125H122V124H120ZM154 125V124H153ZM158 125V126H159ZM216 125V124H215ZM232 125V124H231ZM250 125V124H249ZM49 126H51V125H49ZM64 126H66V125H64ZM77 126V125H76ZM93 126V125H92ZM129 126V125H128ZM150 126V125H149ZM176 126V125H175ZM233 126H235V127H237L238 129H236V132L240 129V131L239 132H241V129L242 128H244L245 126H244V124H243V126L244 127H242V125H237V124H235V125H233ZM247 126V125H246ZM44 127L45 128H47V125H44ZM43 127V128H44ZM61 127V126H60ZM59 127V128H60ZM72 127V126H71ZM75 127V126H74ZM74 127H72V128H70V129H74ZM91 127V126H90ZM95 127V126H94ZM97 127H99V126H97ZM121 127V126H120ZM213 127V126H212ZM211 127V128H212ZM231 127L232 126H230V129H231ZM250 127H252V126H250ZM42 128V127H41ZM67 128V126L66 127H64V129H66ZM92 128V127H91ZM107 128H109V127H107ZM111 128H112V124H111ZM115 128V127H114ZM135 128V127H134ZM210 128V129H211ZM226 128V127H225ZM224 128V129H225ZM246 128V133H247V128L248 127H245ZM257 128V130H259ZM53 129V128H52ZM116 129H117V127H116ZM162 129V128H161ZM50 130V129H49ZM62 130V129H61ZM105 130H106V128H105ZM104 130V131H105ZM120 130H122V128H120ZM125 130H127V128L125 129ZM125 130H123V131H125ZM131 130V129H130ZM149 130V129H148ZM208 130V129H207ZM227 130V133L229 132V134L232 132V131H230L229 130V128L228 129H226ZM234 130H235V128H234ZM250 130V129H249ZM248 130V131H249ZM253 130V129H252ZM252 130L250 131V133H252ZM256 130V131H257ZM119 130H117V132H118ZM122 131V132H123ZM223 131V130H222ZM243 131H245L244 129H242V133H240V134H243ZM254 131H255V129H254ZM116 132V131H115ZM130 132V131H129ZM128 132V133H129ZM132 132V131H131ZM211 132H212V130H211ZM224 132H226V131H224ZM224 132H222L223 134H224ZM235 132V133H236ZM238 132V133H239ZM259 131L257 132V133H260ZM109 133H110V131H109ZM113 133V132H112ZM125 133H127L126 131H125ZM195 133V132H194ZM201 133V132H200ZM204 133H206V132H204ZM221 133V134H222ZM233 133V132H232ZM245 133V132H244ZM38 134V133H37ZM45 134V133H44ZM43 134V135H44ZM53 134V133H52ZM166 134V133H165ZM210 134V133H209ZM222 134V135H223ZM226 134V133H225ZM224 134V135H225ZM229 134H227V135H229ZM234 134V133H233ZM237 134V133H236ZM254 134H256V133H254ZM117 135V134H116ZM119 135V134H118ZM125 135V134H124ZM123 135V136H124ZM158 135V134H157ZM251 135V134H250ZM260 135V134H259ZM259 135H256V136H259ZM50 136V135H49ZM120 136V135H119ZM126 136H127V134H126ZM209 136V135H208ZM243 136H245V134H243ZM246 136H247V134H246ZM252 136V135H251ZM250 136V137H251ZM254 136V135H253ZM252 136V137H253ZM46 137V136H45ZM130 137V136H129ZM129 137H128V139H129ZM236 137V136H235ZM251 137V138H252ZM48 138V137H47ZM123 139H124V137H122ZM121 138V139H122ZM126 138V137H125ZM170 138V137H169ZM219 138L220 139H222L221 138V136L219 135ZM223 138H224V136H223ZM262 138V137H261ZM39 139V138H38ZM45 139V138H44ZM122 139V140H123ZM132 139V138H131ZM191 139V138H190ZM219 139V140H220ZM228 139V137L226 138V144L228 143V142H230L229 140H227ZM253 140H254V138H252ZM251 139V141H253ZM258 139V138H257ZM127 140V139H126ZM168 140V139H167ZM223 140V139H222ZM235 139H233V141H234ZM44 141V140H43ZM151 141V140H150ZM228 141V142H227ZM236 141V140H235ZM260 141V140H259ZM126 142V141H125ZM195 142V141H194ZM41 143V142H40ZM43 143V142H42ZM223 143V142H222ZM221 143V144H222ZM255 143H257V144H255ZM255 143H252V142H249V140H248V142H241V143H239L240 145H239V147L238 148H233L234 150H232L231 151V153H230V155H228V154H226V153H224V154H226V156H228V157H226V158H224L225 160H223L224 161V164H223V168H224V170L227 172V173H225L224 171V175L223 176H219L218 178H217V173L215 174V176L216 177H214V173L212 174L213 176H211V175H208L207 174V176H206V179H204V180H202V181H204L203 182V184L205 185V187H206V189L208 188L209 190H211V191H215V190H220L221 191V193H224V195L222 196V194H221V196H218V195H216V194H213L212 192H210L209 190V192H210V194L212 193L213 195L211 196L210 194H209V192L206 194V195H208V196H205V194H204V199L203 198H201V196H198L199 194H197L196 196H198V197H200V198H194V197H192V195L190 196L191 198H193V200H191V201H189L190 203H192V211H191V216L189 217V215H187L188 217H184L185 216V214L183 215V218L180 216H178L177 214H179V209H178V206L180 205H178L177 207H176V205H175V207L177 208V210L176 209H174L173 208V206L172 207H169V208H163V210H162V213L163 214H160V215H164V216H162L163 218L161 219V221H160V216H158V217H160L159 218V220H158V222H157V220H156V225H157V223H158V225H157V228H158V232L160 231V232H163V230H165V228H166V230H170V232H172V231H176L175 233H174V235H173V238H174V242L173 243H171V246L170 247H167L166 248V245H165V248H162V245L164 244H160L161 245V248L158 246V244H157V247L158 248H156L155 250H157V252H158V250H162V249H164V251H166V253L168 254V252L169 251H171L172 252V250H170L171 248L173 249V248H176L177 250H182V252H183V254L184 255H191L192 256V254L193 253H195V250L197 249L198 250V252L200 253V254H207V255H210V257L212 258V259H214V260H216V264H218L219 262L220 263H224V262H221L222 260H221V257H229V256H234V254H243V257H245V255L244 254H247V256L249 255V256H252L251 258L252 259H254V261L257 263V264H264V168H263V177H260V178H257V179H252L251 180V182H248V178L246 179V180H244V178H243V180H239L240 179V177H238L239 175L241 176V174H239L237 177H238V180L237 181H233V180H231L230 179V176L233 174H238V173H241V172H238V173H236L237 171H240L243 167H244V165H245V168L247 169L246 171H248L249 169L247 168V167H249L248 166V164H250V163H248L249 162V159H252V161H253V163H254V168H255V171L257 170V172H258V174H259V169H260V166H261V162H263L264 163V141L263 142H260V143H258L257 141L255 142ZM231 144H232V142H231ZM120 145V144H119ZM130 145V144H129ZM40 146V145H39ZM43 146V145H42ZM130 146H132V145H130ZM148 146V145H147ZM222 146L223 147H225V143H224V145L222 144ZM222 146H221V150H222ZM230 146V145H229ZM234 146V145H233ZM232 146V147H233ZM137 147V146H136ZM43 148V147H42ZM46 148V147H45ZM45 148H43V149H45ZM135 148V147H134ZM150 148V147H149ZM153 148V147H152ZM204 148V147H203ZM209 148V147H208ZM226 148V147H225ZM230 149H231V147H229ZM229 148H227V149H229ZM136 149V148H135ZM134 149V150H135ZM224 149V148H223ZM227 149H225V150H227ZM154 150V149H153ZM225 150H223V151H220V154H221V152H224ZM43 151V150H42ZM47 151V150H46ZM150 151H152V150H150ZM218 152V151H217ZM50 153V152H49ZM136 153V152H135ZM148 153H149V151H148ZM48 154V153H47ZM52 154V153H51ZM122 153H120L119 155H121ZM143 154V153H142ZM151 154V153H150ZM194 154V153H193ZM53 155V154H52ZM48 156V155H47ZM217 156V155H216ZM2 156L0 155V168L2 167L1 165H3V160L4 159H2L1 158ZM49 157H50V155H49ZM53 157V156H52ZM120 157V156H119ZM127 157V156H126ZM185 157V156H184ZM194 157V156H193ZM210 157H212V156H210ZM221 157H222V155H221ZM223 157H224V155H223ZM4 158V157H3ZM51 158V157H50ZM56 158V157H55ZM59 158V157H58ZM123 158V157H122ZM216 158V157H215ZM117 159V158H116ZM208 159H210V158H208ZM214 159V158H213ZM57 160V159H56ZM60 161V160H59ZM121 161V160H120ZM217 161H219V160H217ZM119 162V161H118ZM182 162V161H181ZM187 162H189V161H187ZM202 162V161H201ZM222 162V161H221ZM192 163V162H191ZM5 164V163H4ZM123 164V163H122ZM189 164V163H188ZM195 164V163H194ZM212 164V163H211ZM58 165V164H57ZM115 165V164H114ZM128 165V164H127ZM222 165V164H221ZM243 165V167L240 169V167ZM246 165H247V167H246ZM264 165V164H263ZM116 166V165H115ZM114 166V167H115ZM124 166V165H123ZM132 166V165H131ZM180 166V165H179ZM184 166H186V165H184ZM183 166V167H184ZM193 166V165H192ZM201 166V165H200ZM251 166V165H250ZM4 167V166H3ZM2 167V168H3ZM137 167V166H136ZM216 167V166H215ZM222 167V166H221ZM251 167H253V166H251ZM58 168V167H57ZM116 168V167H115ZM130 168H132V167H130ZM138 168V167H137ZM140 168V167H139ZM149 168V167H148ZM194 168V167H193ZM197 168V167H196ZM239 168V170H237L235 173H233L234 171L233 170H236V169H238ZM56 169V168H55ZM187 169V168H186ZM210 169V168H209ZM58 170V169H57ZM74 170V169H73ZM130 170V169H129ZM131 170H133V169H131ZM206 170H208V168L206 169ZM220 170V169H219ZM223 170V169H222ZM243 170V169H242ZM251 170V169H250ZM254 170V169H253ZM261 170V169H260ZM77 170H75V172H76ZM144 171H146V170H144ZM192 171V170H191ZM217 171V170H216ZM233 171V172H232ZM246 171H245V173H246ZM252 171V170H251ZM255 171H254V173H255ZM74 172V171H73ZM75 172H74V174H75ZM81 172V171H80ZM115 172V171H114ZM133 172V171H132ZM140 172V171H139ZM175 172H176V170H175ZM187 172V171H186ZM204 172V171H203ZM229 172L231 173L232 172V174L231 175H229ZM256 172V173H257ZM261 172V171H260ZM123 173V172H122ZM188 173V172H187ZM191 173V172H190ZM199 173V172H198ZM200 173H201V171H200ZM210 173H212V172H210ZM209 173V174H210ZM242 173H244L243 171H242ZM249 173V172H248ZM253 174V172H250V174ZM255 173V174H256ZM77 174H79V173H77ZM127 174H129V173H127ZM131 174V173H130ZM193 174V173H192ZM222 174V173H221ZM250 175V176H253V175ZM70 175H71V173H70ZM97 175V174H96ZM179 175H182V174H179ZM196 175H197V173H196ZM200 175H202V174H200ZM246 175V174H245ZM244 175V176H245ZM257 175V174H256ZM256 175H255V177H256ZM183 176V175H182ZM193 176V175H192ZM250 176H249V179H250ZM258 176H260V175H258ZM257 176V177H258ZM184 177H185V175H184ZM194 178H196L195 177V174H194V176H193ZM203 177V176H202ZM72 178V177H71ZM182 178V177H181ZM186 178V177H185ZM232 178V177H231ZM234 178H236V177H234ZM242 178V177H241ZM253 178H254V176H253ZM128 179V178H127ZM178 179V178H177ZM197 179H199V178H197ZM203 179V178H202ZM182 180H184L185 181V179H183L182 178ZM182 180H181V182H182ZM191 180H193V178L191 179ZM201 180V179H200ZM231 180V181H230ZM187 181H190V180H188L187 179ZM201 181V182H202ZM250 181V180H249ZM177 182V181H176ZM196 182V181H195ZM200 182V183H201ZM180 183V182H179ZM190 183V182H189ZM189 183H188V185H189ZM197 184H196V186L198 185V182H196ZM200 183H199V185H200ZM176 184V183H175ZM175 184H174V186H175ZM184 184V183H183ZM191 184V183H190ZM202 184V185H203ZM181 185V184H180ZM179 185V186H180ZM193 185V184H192ZM191 185V186H192ZM177 186V185H176ZM182 186V185H181ZM195 186V187H196ZM199 187V186H198ZM204 187V186H203ZM172 188V187H171ZM179 188V187H178ZM178 188H177V190H178ZM188 188H191L192 189V191H193V188L192 187H188ZM186 189V188H184V189H182L181 190V192L186 196L187 194H188V196H189V193H190V191H191V189ZM201 188V187H200ZM176 190V189H175ZM179 190H180V188H179ZM190 190V191H189ZM192 191H191V194H192ZM196 191V190H195ZM219 191V192H220ZM168 192V191H167ZM218 192V191H217ZM218 192V193H219ZM215 193V192H214ZM217 193V194H218ZM180 195V194H179ZM220 195V194H219ZM162 196V195H161ZM168 196V195H167ZM190 197H187V198H190ZM207 197H209V198H207ZM185 198V197H184ZM195 199V200H194ZM186 200H188V199H186ZM190 200V199H189ZM180 201V200H179ZM184 202V201H183ZM177 203H179V202H177ZM185 203H187V202H185ZM184 203V204H185ZM130 204H131V202H130ZM165 205V204H164ZM182 205V204H181ZM166 206V205H165ZM152 207V206H151ZM163 207V206H162ZM180 207V206H179ZM188 207H190V206H188ZM130 208V207H129ZM132 208V207H131ZM136 208V207H135ZM134 208V209H135ZM149 208V207H148ZM160 208V207H159ZM128 209V208H127ZM139 208H137V210H138ZM141 209V208H140ZM139 209V210H140ZM182 209V208H181ZM131 210V209H130ZM136 210V209H135ZM136 210V211H137ZM160 210V209H159ZM134 211V210H133ZM145 211V210H144ZM143 211V212H144ZM151 211V210H150ZM177 211H178V213H177ZM188 211H190V210H188ZM129 212V211H128ZM130 212H132V211H130ZM129 212V213H130ZM142 212V211H141ZM140 212V213H141ZM184 212V211H183ZM183 212L180 214V215H182L183 214ZM140 213L138 212L137 214H139L140 215ZM160 213V212H159ZM132 215L131 216H133V212L131 213ZM136 214V215H137ZM145 213H141V216L142 215H144ZM153 215L155 214V213H152ZM189 214V213H188ZM115 215V214H114ZM124 215H126V214H124ZM127 215H130V214H127ZM149 215V214H148ZM178 216V218H176L175 217V219H177L176 221H177V223H182L181 225H180V228H181V230H182V233H179V232H177V226H179V224H176V223H173V222H175L174 220H172V223L173 224H175L174 226L172 225V226H166V225H170V222H171V219H170V217H172V216ZM118 216V215H117ZM131 216H129V219H131L130 217ZM141 216H139V217H141ZM112 217H114V216H112ZM128 217V216H127ZM134 217H135V215H134ZM137 217V216H136ZM136 217L134 218V220L136 219ZM144 217H145V215H144ZM115 218V217H114ZM113 218V219H114ZM118 218V217H117ZM147 218V217H146ZM155 218V217H154ZM140 219H142V218H140ZM140 219H138V220H140ZM172 219H174V218H172ZM115 220H116V218H115ZM123 220V219H122ZM122 220H120V221H122ZM128 220V219H127ZM137 220V221H138ZM143 220V219H142ZM169 220V221H168ZM129 221V220H128ZM130 221H132L133 222V218H132V220H130ZM129 221V222H130ZM136 220H135V223L137 222ZM141 221V220H140ZM150 221V220H149ZM165 221V222H164ZM168 221V222H167ZM119 222V221H118ZM139 222V221H138ZM148 222V221H147ZM151 222V221H150ZM167 222V223H166ZM112 223H114L113 221H112ZM142 223V222H141ZM144 223V222H143ZM161 223V224H160ZM164 223V224H163ZM165 223H166V225H165ZM171 223V224H172ZM115 224V223H114ZM113 224V229H114V225ZM132 224V223H131ZM137 224H139V223H137ZM150 224V223H149ZM148 224V225H149ZM153 224V223H152ZM154 224V225H155ZM162 224H163V226H162ZM112 225V224H111ZM127 225H129V224H127V222H126V225L124 224V226H127ZM133 225H136V224H133ZM139 225H141V224H139ZM165 225V226H164ZM130 227H131V230H132V225H129ZM127 227V229H125V230H127V231H129L128 229L130 228V227ZM143 227H144V225H142ZM142 226H139V227H141L142 228ZM145 226H147L146 225V222H145ZM121 227V226H120ZM119 226H117V228L119 229L120 228ZM134 227V226H133ZM138 227V228H139ZM154 227V226H153ZM110 228H112V226L110 227ZM122 228H123V226H122ZM137 228V227H136ZM146 228V227H145ZM155 228H156V226H155ZM155 228H154V230H155ZM116 229V228H115ZM118 229H116V230H118ZM144 229V228H143ZM151 229V228H150ZM160 229V230H159ZM161 229H163L162 231H161ZM115 230V231H116ZM137 230V229H136ZM140 230V229H139ZM165 230V231H166ZM119 232L121 231V230H118ZM118 231H116V232H118ZM124 231V230H123ZM179 231V230H178ZM111 232V231H110ZM116 232H114V230H113V232L110 234V236L108 237V238H110L111 240H112V242H114L115 241V239H116V236L117 235H119L120 233L118 232V233H116ZM124 232H126V231H124ZM133 232H136V231H134L133 230ZM146 232H147V230H146ZM169 232V231H168ZM123 233V232H122ZM126 233H128V232H126ZM131 233V232H130ZM129 233V234H130ZM108 234V233H107ZM106 234V237L108 236ZM124 234V233H123ZM129 234H127V236H125V237H128V235ZM132 234H134V233H131L130 234V236L132 235ZM138 234L140 235V233H139V231H138ZM142 234V233H141ZM156 234H159V233H156ZM162 234V233H161ZM165 234H167V233H165ZM153 235V234H152ZM171 235V234H170ZM133 236H136V234L135 235H133ZM145 236H146V234H145ZM165 236V235H164ZM118 237V236H117ZM119 237H121V236H119ZM118 237V238H119ZM138 237V236H137ZM144 237V236H143ZM170 237V236H169ZM130 238V237H129ZM139 239H142L140 236L138 237ZM137 238V239H138ZM172 238V239H173ZM107 239V238H106ZM120 239V238H119ZM131 239H133L132 237L130 238V240ZM138 239V241H140ZM144 239V238H143ZM142 239V241L141 242H143L144 240ZM171 239V238H170ZM122 240H124V239H122ZM129 240V241H130ZM134 241H135V237H134V239H133ZM146 240V239H145ZM108 241H109V239H108ZM127 241V240H126ZM129 241H127V242H129ZM132 241V240H131ZM151 241V240H150ZM153 241V240H152ZM119 242V241H118ZM121 242V241H120ZM119 242V244H117V241H116V246L117 245H120L121 244V246H122V248H124L123 246H124V244L125 245H127L126 247H128V244L130 245L131 244V242H129V243H127V242H124V244H122V243H120ZM123 242V241H122ZM139 243V244H141V245H143V243ZM146 242H148V241H145V250L146 249H148V250H150V248H152L153 246H151V242H150V245L148 244V243H146ZM155 242V241H154ZM114 244V243H113ZM133 244V243H132ZM137 244H138V242H137ZM170 244V243H169ZM168 244V245H169ZM175 246H174V245ZM143 245V246H144ZM156 245V244H155ZM154 245V247H156ZM134 246V245H133ZM132 246V247H133ZM143 246L141 247V248H143ZM113 247V246H112ZM130 247V246H129ZM140 247V246H139ZM117 248H118V246H117ZM196 248V249H195ZM119 249H120V247H119ZM119 249H118V251H119ZM126 249V248H125ZM124 249V250H125ZM131 249V248H130ZM134 248H132V250H133ZM114 251H116V249H113ZM123 250V249H122ZM123 250V251H124ZM127 250H129V249H127ZM126 250V252H128ZM132 250H129V251H132ZM112 251V250H111ZM147 251V250H146ZM152 251V250H151ZM201 251V252H200ZM137 252V251H136ZM139 252V254H141L142 252H144V251H142V252H140V251H138ZM153 252V251H152ZM155 252V251H154ZM113 253V252H112ZM123 253H125V252H123ZM131 252H129V254H130ZM146 255H147V257H148V253H150L151 254V258L153 257V259L155 258V257H157V256H152V255H155V254H152L151 252H144ZM162 253H164V252H162ZM181 253V252H180ZM180 253H178V255L180 254ZM198 253V254H199ZM126 254H128V253H126ZM128 254V255H129ZM145 254H143V255H145ZM159 254H161V253H159ZM176 254V253H175ZM158 255V254H157ZM161 255H163V254H161ZM201 255V257H203ZM142 256V255H141ZM166 257H167V255H165ZM171 256V255H170ZM172 256H173V254H172ZM174 256H176V255H174ZM191 256H190V260H191ZM249 256L248 257H246V258H249ZM136 257V256H135ZM140 257V256H139ZM145 257V260L147 259V257L146 256H144ZM150 257V256H149ZM148 257V258H149ZM161 258H163L162 256H160ZM169 257V256H168ZM179 257V256H178ZM183 257V256H182ZM209 257V256H208ZM235 257V256H234ZM111 258H113V257H111ZM125 258V257H124ZM127 258V257H126ZM142 258H143V256H142ZM151 258H149V260L151 261V260H153V259H151ZM159 258V257H158ZM157 258V260H160L161 258H159L158 259ZM165 258V257H164ZM171 258H174L175 259V257H171ZM181 258V257H180ZM203 258H205V257H203ZM207 258V257H206ZM224 258V259H225ZM233 258V257H232ZM231 258V259H232ZM239 258H240V256H239ZM242 258V257H241ZM250 258V259H251ZM141 259V258H140ZM144 259V258H143ZM168 258H166V260H167ZM170 259V258H169ZM173 259V260H174ZM182 259V258H181ZM185 259H187V258H185ZM189 259V258H188ZM196 259H197V257H196ZM199 259H200V257H199ZM223 259V260H224ZM233 259H237V258H233ZM232 259V260H233ZM242 259H245V258H242ZM249 259V260H250ZM251 259V260H252ZM123 260V259H122ZM142 260V259H141ZM145 260H143V262L145 261ZM148 260V259H147ZM156 260V259H155ZM193 260V259H192ZM229 260V259H228ZM237 260H241V259H237ZM154 261V260H153ZM169 261V260H168ZM180 261V260H179ZM178 261V263H180ZM182 261V260H181ZM188 262L189 260H185V262ZM210 262H208V263H210V264H212L211 262V259L209 260ZM243 261V260H242ZM241 261V262H242ZM245 261H246V259H245ZM253 261V260H252ZM253 261V262H254ZM140 262V261H139ZM154 262H156V261H154ZM160 262V261H159ZM170 262V261H169ZM174 263H175V261H173ZM182 262H184V261H182ZM185 262H184V264H185ZM193 262V261H192ZM226 263L228 262V261H225ZM231 263H232V261H230ZM149 263V261L147 262V264ZM151 263V262H150ZM156 263H158V262H156ZM161 264H165V262L164 263H162V262H160ZM160 263H158V264H160ZM171 263H172V261H171ZM190 263V262H189ZM201 263V262H200ZM208 263H206V264H208ZM219 263V264H220ZM237 262H234L233 264H236ZM248 262H246V264H247ZM125 264V263H124ZM129 264V263H128ZM155 264V263H154ZM173 264V263H172ZM181 264V263H180ZM183 264V263H182ZM193 264V263H192ZM202 264H203V262H202ZM205 264V263H204ZM228 264H230V263H228ZM238 264H239V262H238ZM243 264V263H242ZM249 264V263H248Z\"/></svg>","mask_w":264,"mask_h":264}]
</instances>
